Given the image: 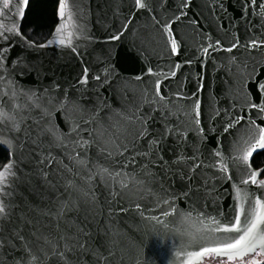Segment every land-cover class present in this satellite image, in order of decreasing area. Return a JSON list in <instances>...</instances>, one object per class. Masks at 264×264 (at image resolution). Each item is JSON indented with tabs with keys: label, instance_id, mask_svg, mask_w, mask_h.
<instances>
[{
	"label": "water",
	"instance_id": "1",
	"mask_svg": "<svg viewBox=\"0 0 264 264\" xmlns=\"http://www.w3.org/2000/svg\"><path fill=\"white\" fill-rule=\"evenodd\" d=\"M8 2L10 7L4 9V0H0V33L14 37L8 43L15 46L7 61L8 74L0 69V77H5L0 80V110L8 114L0 115V145L8 152L6 162L13 161L15 175L8 176L6 183L0 184L3 189L0 201L10 212L7 220H0V238L11 239L10 234L19 230L25 241L13 240L0 250V264H14L25 246L36 257L32 264H56L50 253L54 246L64 244L60 236L71 234L67 231L68 222L75 220L81 224L86 212L97 210L92 204L84 203L87 197L73 191V199H80L79 211L74 210L59 221L44 214L49 210L57 211V197L68 199L65 191L68 180H73L84 191L91 190L103 206L104 215L99 217V222L109 232L107 238L116 244L113 264H197L209 253L229 259L228 254L220 252L196 254L201 248H215L237 237L236 233L222 231L224 224L235 222L234 200L249 208L245 223L254 218V197L259 195L264 201V188L256 191L264 177L259 178L258 171L250 163L253 155L262 149L254 150L248 161H243L244 153L259 139V127H264L257 110L245 106L246 101L255 103L264 98L258 96L255 87L257 79L264 81V46L259 45L264 39V8L260 7L264 0H258L249 8L242 7L245 0H183L189 7L175 12L179 19L172 26V36L180 49L178 55L171 54L170 37L163 34L155 21L171 19L173 10L182 0H145L155 11H129L133 0H65L63 17L58 15V0L56 24L51 33L39 43L31 40L32 46L21 32L27 6L21 14V0ZM61 23L66 25L61 35L72 41L71 46L55 43L56 28ZM123 23L130 25L127 34L119 41L109 40L108 36L115 35ZM13 28L15 31H7ZM217 39L223 48L216 45ZM252 39L258 41L256 48L247 46ZM237 40L239 46L227 51ZM134 42L137 48L141 42L144 45L139 58L128 56ZM5 46L6 42L0 37V47ZM109 53L111 59L107 62L114 65L118 76L102 71ZM18 56L20 60L13 73L11 60ZM117 64L119 68L115 69ZM149 67L153 69L151 74L147 72ZM84 69H88V80L81 85L77 81L85 75ZM173 71L175 75L171 74ZM97 75L102 77L101 81L93 79ZM137 76L141 79L137 80ZM157 79L161 82L160 95L156 94ZM57 84L59 88L54 87ZM65 92L68 100L60 108L58 104L65 99ZM32 94L35 95L29 100ZM197 100L200 101L198 108ZM129 116L145 118L147 126L155 133L165 127L162 117H166L167 124L183 125L181 132L186 136L183 143L187 147L183 149L186 160L182 168L191 177L189 187L194 191L198 189L196 195H191L190 199L182 195L171 199L177 189L170 173L163 189L159 186L168 168L165 161L173 159L177 136L164 137L158 146V152L163 155L159 172L155 166H150L152 172H157L155 184L148 182L139 164L121 169V165L113 163L116 160L123 163L119 155L107 158L108 152L119 153L121 148L117 146L126 144L143 130L144 124L140 120H128ZM238 117L243 120L225 134L223 126ZM197 118L200 125L195 123ZM250 120H255L256 125H251V131L244 134ZM16 123L20 125L18 131L13 130ZM73 127L76 131L70 133ZM47 128L57 135L65 134L62 137L65 143L56 147L55 137L45 130ZM200 128L204 129L202 133ZM6 139L13 141L15 147L5 145ZM148 139L152 137H147L136 151L145 150ZM34 140L38 143L34 144ZM77 140H89L90 144L80 148L75 143ZM234 140H239L235 151ZM214 149L221 153L219 157L215 156ZM42 152L45 157L54 158L52 165L38 163ZM49 152L51 157H48ZM81 158L88 163L77 164V159ZM217 160L221 165H228V173L220 172ZM100 167L119 173L107 177V188L100 182L99 175L93 176L91 182L86 181V177L98 172ZM134 170L135 178L131 175ZM252 171H257V184L238 185L239 192L232 188L236 180L245 179ZM44 172L48 173L47 177ZM228 175L233 179H225ZM121 183L126 186L121 188ZM169 183L173 188H169ZM113 191L115 196L110 195ZM249 191L253 193L251 205ZM164 200L168 203H162ZM108 203L119 204L128 211H113L109 216ZM137 203L139 208L135 207ZM21 217L32 223H25ZM95 223L91 221L90 224L94 248L104 236L103 232L95 231ZM260 231L264 233V224ZM255 251L264 259V241L260 235L249 250H241L240 255L232 258L240 259ZM27 260L25 256L21 264ZM250 261L260 262L255 257Z\"/></svg>",
	"mask_w": 264,
	"mask_h": 264
},
{
	"label": "snow or ice",
	"instance_id": "2",
	"mask_svg": "<svg viewBox=\"0 0 264 264\" xmlns=\"http://www.w3.org/2000/svg\"><path fill=\"white\" fill-rule=\"evenodd\" d=\"M258 0H245L243 8H249L252 5L257 4ZM21 9L20 12L23 14L24 7L27 6V0H21ZM10 7V4L8 0H4L3 8L8 9ZM189 4L184 3L182 0V3L178 5L173 10V16L171 19H167L166 21H159L156 20L155 23L159 24L161 28L163 29V34L168 35L170 37V52L172 55H178L180 49L178 48L177 39L172 36L173 32V24L174 21L178 20L179 17L175 15V12H179L181 8H188ZM261 8H264V3L260 4ZM65 8L66 3L65 0H60V7L58 11V15L60 17H63L65 15ZM139 11V10H149V11H155V8H149V5L145 2V0H133L131 4H129V11ZM181 15H184V13L181 12ZM129 17H125V20H128ZM131 19H135V17H132ZM155 20V17H153ZM66 27L65 24L61 23L57 25L55 35L57 39L55 40V43H58L60 45H67L71 46L72 41L70 39H65L62 35V29ZM130 30V25L128 23H123L119 28L116 29L115 35H109L108 39L111 41H119L122 39V37L127 34V31ZM7 31L13 32L15 29H8ZM16 35L18 36L19 33L16 32ZM0 37H3V40L6 42L7 46L0 47V69H3L5 72V75L9 72V67L7 65V61L10 59V52L11 49L15 46L13 43H8L10 39H14V37H10L8 35H4V33H0ZM90 39V37H89ZM53 43V41H49V44ZM27 44L29 46L33 45V42L31 40L27 41ZM216 45L220 48H223V44L219 39L216 40ZM260 46H264V39H261L259 41ZM239 46V40L236 41V43H232L227 51H231L232 49H235ZM250 47L256 48L258 46V41L256 39H252L248 42V45ZM40 47H45V45H40ZM143 42L140 44V48H143ZM209 47H212L209 45ZM140 48H137L135 45V42L133 43V51L128 53L129 57L132 58H139L142 53L140 52ZM72 51L75 52L76 48H72ZM203 51L206 53L207 49H203ZM119 55V53H117ZM111 54L109 53L106 57V63L105 67L102 69V71L108 75H119L118 71L114 70V65L110 62ZM20 60V57L18 56L16 59L11 60V71L14 73L16 66L18 65V62ZM187 63H191V60L187 61ZM179 67V65H177ZM119 65H115V69H118ZM85 75L81 76L78 79V83L83 85L87 83L88 76L87 72L88 69H84ZM148 73H153V69L151 67L147 68ZM172 75H175V71L171 73ZM249 78H251L249 76ZM5 79V77H0V80ZM93 79L96 81H101L102 77L100 75L95 76ZM137 80H140L141 77L137 76ZM9 83H11L9 81ZM156 94L160 95V80H156ZM55 88H59L60 86L54 85ZM255 87L257 88V94L258 96H264V81H260L257 79ZM47 91V90H46ZM35 94L30 95L28 98L29 100L33 99V96ZM179 95V93H177ZM65 99L63 101H60L58 104V107L63 108L65 102L68 100V93H64ZM163 98V97H161ZM52 98H50L51 100ZM200 105V101H196L197 108ZM235 106V105H234ZM245 106L250 109H256L257 110V116H260L262 120H264V98L260 99L259 102H251L246 101ZM99 111V109H97ZM0 115L7 116L8 114L0 110ZM219 115V113H217ZM197 116H199V112H197ZM128 120H131L135 122V120H140L142 124H144L143 130L139 132L138 135L133 136V138L128 141L126 144H123L120 147L121 150L119 153L116 152H108V159H111L113 156L119 155L121 157V160L123 163L121 164L120 160L114 161V165H121L122 168H127L130 165H137L139 164V170L144 173V175L147 177L149 183L155 184L157 182V172L160 170V164L161 161H163V155L158 152V146L160 145L162 139L164 137H170V136H177L179 139H177L176 144L177 147L173 149V159L170 161H165V163L168 165V168L164 170L163 176L161 180L159 181V186L161 189H163V184L168 183V176L169 173L171 174V179L175 181V187L177 189V192L171 195V199L175 200L177 195H182L184 199H190L191 195H196L198 192L197 190H193L189 187L191 184V177L188 175L186 171L182 168V162L186 160V156L183 153V149H185L187 146L183 143L184 139L186 138L185 134L181 132V127L183 125H171L166 123V117H162V119L165 121V127H163L159 133L152 132L149 127L146 124L145 118L136 116L135 118L132 116L127 117ZM243 120V117H238L236 120H234L232 123L227 124L226 126H223V131L225 134H228L232 129L233 125H238ZM196 125H200L201 121L199 118L195 120ZM251 125H256L255 120L249 121V128L245 130L244 134H247L249 131H251ZM19 123H16L13 125V130L18 131L19 130ZM259 127V126H258ZM48 132H51L53 137H55V146L60 147L61 144L65 143L63 140V136L65 134L57 135V133L51 129L47 128L45 129ZM76 131V128H70L69 132ZM201 133L204 131L203 128H200L199 130ZM151 136L152 139L147 140V144L144 145L145 150L143 151H136V148L138 145H142L143 141ZM3 143L5 145H9L12 148L15 147V144L11 140H4ZM33 143H38V140H34ZM79 145L80 148H84L86 145L90 144L89 140H77L75 142ZM239 143V140H234L233 144V151H235V146ZM256 149H264V127H259V139L255 140L254 143H252L251 147L248 148V150L243 155V161L247 162L249 157L252 155L253 151ZM102 151H105L102 149ZM216 157H219L221 153L219 151L213 150ZM125 153H130L129 155L125 156ZM48 157H51V153H48ZM141 160H144V163H141ZM54 162V158H47L44 156V153H40V159L38 160V163L40 165H44L45 163L47 165H52ZM77 164H87V159H77ZM217 164L220 165V172L228 173L229 167L226 164L221 165L220 161L217 160ZM150 166H155L157 169V172H152ZM13 167V161H8L3 164V168L0 169V184L6 183V178L10 175H15L14 172H12ZM195 167V166H194ZM68 171H72V169H68ZM190 171V170H189ZM258 171V170H257ZM257 171H252L249 175L246 176L243 180H236L232 184V188L237 189L239 192L241 189L238 188V185H244L247 186L249 184H257ZM118 172L110 171L109 168L100 167L98 168V172H93L91 175H88L86 177L87 182H91L93 179V176L99 175L100 182L105 186V188L109 187L107 184V177H112L118 175ZM43 175L45 177L48 176L47 172H44ZM76 175H79V173H76ZM125 175H128L125 173ZM133 178H135L136 171L134 170L131 174ZM83 179V178H82ZM225 179L232 180L233 176L228 175L225 177ZM187 180V183L185 181ZM138 183H143V181H138ZM126 185L124 183H121L120 187L124 188ZM169 188H173V184L169 183ZM261 188H264V180L259 181V184L257 185L256 191H260ZM71 189V191H69ZM0 191H3L2 188H0ZM65 191L68 192V199L67 200H61L59 197L56 198V203L58 204L57 211L55 213L49 211H46L44 214L52 216L53 219L56 220H63L69 213L72 211H79L80 210V199L76 198L73 199L72 192H80L83 197H87L88 199L84 200L85 204H92L94 209L97 210H89L85 213L84 216V222L81 224L76 223L75 220H72L71 222H68L67 224V231L71 234H65L59 237L60 240L64 241V244L61 246L57 245L54 246L52 249V252L50 255L55 259L56 264H72V261H75V264H113L115 255H116V244L115 242L107 238L109 237V232H106L102 225L99 222V217L103 216L104 213L102 211L103 206L100 205L97 201V198L94 193L89 191H84L77 187L75 182L73 180H68L65 184ZM111 196H115V191L110 193ZM248 199H249V205L252 204L253 200V193L249 191L247 193ZM162 203L167 204L168 201L164 200ZM254 204H255V215L254 218L251 219L250 222L245 223L247 219V215L249 212V208H246L244 205H242L239 200H234V203L232 205L234 210V220L235 222L229 221L227 224H224L222 227V231L224 233H236L237 237L231 242V243H223L218 245L215 248H201L200 253H197L196 255H200L205 252H220V253H226L229 256V259H231L234 255H240L241 250L247 251L252 246V242L256 239L257 235L261 236V240L264 241V233H261V226L264 224V211L261 209H264V201H262L261 196L257 195L254 197ZM136 208L140 207V204L135 205ZM113 211H119V212H126L128 209L121 207L119 204H116L113 206L111 203H108L107 207V213L110 216ZM243 213V215H242ZM167 215V213H165ZM10 216V212L8 210V206L3 202L0 201V220H7ZM89 216L91 217V220H89ZM155 219V217H153ZM21 220L24 221V218L21 217ZM91 221H96L95 223V231L97 233H104V236L101 237V242L97 247H93L91 240L93 237V228L90 226ZM25 223L31 224V220L24 221ZM214 222V221H213ZM57 227H59V224H57ZM217 231H220L218 229ZM11 239L8 238H0V250H2L6 245H9L12 243L13 240H19V241H25V236L19 232V230L14 231L10 234ZM22 255L19 260H15L14 264H21L22 261H24V257L27 256L28 260L25 262V264H32V260L36 259L34 255L31 253V249L27 246L23 247L21 249ZM70 254V255H69ZM87 257V259H85Z\"/></svg>",
	"mask_w": 264,
	"mask_h": 264
},
{
	"label": "trees",
	"instance_id": "3",
	"mask_svg": "<svg viewBox=\"0 0 264 264\" xmlns=\"http://www.w3.org/2000/svg\"><path fill=\"white\" fill-rule=\"evenodd\" d=\"M58 0H29L21 23V32L29 40L39 43L45 40L56 24V6ZM8 160V152L0 145V168ZM264 150L253 155L251 164H263ZM248 260V256L246 257ZM261 258V257H260ZM220 260H214L208 256L203 264H218ZM255 264H264V259Z\"/></svg>",
	"mask_w": 264,
	"mask_h": 264
},
{
	"label": "flooded vegetation",
	"instance_id": "4",
	"mask_svg": "<svg viewBox=\"0 0 264 264\" xmlns=\"http://www.w3.org/2000/svg\"><path fill=\"white\" fill-rule=\"evenodd\" d=\"M262 150H264V149H262ZM255 169L259 171V174H260L259 177H263L264 176V162H263V164H259V163L256 164L255 165ZM230 260L233 261L234 264H240L241 263L240 260H235V261H234V259H230Z\"/></svg>",
	"mask_w": 264,
	"mask_h": 264
},
{
	"label": "rangeland",
	"instance_id": "5",
	"mask_svg": "<svg viewBox=\"0 0 264 264\" xmlns=\"http://www.w3.org/2000/svg\"><path fill=\"white\" fill-rule=\"evenodd\" d=\"M223 264H228V262L227 261H223Z\"/></svg>",
	"mask_w": 264,
	"mask_h": 264
}]
</instances>
